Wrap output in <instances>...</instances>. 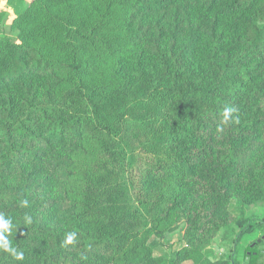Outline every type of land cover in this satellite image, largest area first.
I'll use <instances>...</instances> for the list:
<instances>
[{"label": "trees", "instance_id": "1", "mask_svg": "<svg viewBox=\"0 0 264 264\" xmlns=\"http://www.w3.org/2000/svg\"><path fill=\"white\" fill-rule=\"evenodd\" d=\"M7 6L0 215L24 259L0 250V264H210L199 250L223 228L218 264H238L243 245L254 260L264 216L244 212L264 204V0ZM226 107L239 122L218 133ZM168 221L188 249L155 256Z\"/></svg>", "mask_w": 264, "mask_h": 264}, {"label": "rangeland", "instance_id": "2", "mask_svg": "<svg viewBox=\"0 0 264 264\" xmlns=\"http://www.w3.org/2000/svg\"><path fill=\"white\" fill-rule=\"evenodd\" d=\"M29 0H25L27 3ZM16 2V1H13ZM14 5V3H12ZM1 10V8H0ZM13 12H7L5 20V24L9 25L13 19ZM113 86V84H112ZM264 104V103H263ZM92 158H95L97 162L100 161V155L96 154ZM93 167L92 163L91 166ZM96 169L94 166L93 170ZM92 170V171H93ZM159 188V185L156 184L153 188V191L148 194V199H153L154 192ZM177 188H175L176 190ZM174 190V191H175ZM178 193L183 195V188L176 190ZM264 216V204L263 202H258L256 205H250L245 209L244 218H262ZM228 229H221L217 235L213 239H208L206 244H204L199 250L200 254L204 257V260L209 262L210 264H218L224 262L226 260L227 250L225 249V244L229 238ZM257 238H259L258 234H253L247 239L248 243L254 242ZM259 241V240H258ZM257 241V242H258ZM264 242V237L262 238ZM245 247L243 245L239 247V252L237 254V262L238 264H264V243L259 245L257 248L258 256L249 262L248 260H244ZM182 249H188V244L184 238L183 224L181 222L168 221L166 224L162 226V237H156L155 239V250L154 255H166L170 252L179 251ZM182 264H193L191 261L183 262Z\"/></svg>", "mask_w": 264, "mask_h": 264}, {"label": "clouds", "instance_id": "3", "mask_svg": "<svg viewBox=\"0 0 264 264\" xmlns=\"http://www.w3.org/2000/svg\"><path fill=\"white\" fill-rule=\"evenodd\" d=\"M237 110L232 107H226L223 111V120L222 124L217 127L216 131L218 133L223 132V124H226L232 120H235L236 123L239 122L238 116H233ZM27 201H22L23 206H27ZM26 220L30 222V219L26 217ZM11 229V221L5 216L0 215V250H3L13 256L16 260L22 261L24 259V253L22 251H18L16 247H14L8 238V233ZM78 236L75 231H71L66 233L64 244L65 245H73L77 242Z\"/></svg>", "mask_w": 264, "mask_h": 264}, {"label": "crops", "instance_id": "4", "mask_svg": "<svg viewBox=\"0 0 264 264\" xmlns=\"http://www.w3.org/2000/svg\"><path fill=\"white\" fill-rule=\"evenodd\" d=\"M8 1L9 0H0V8L2 9V10H5L6 12H12L9 8H8V6H7V3H8ZM13 14V13H12Z\"/></svg>", "mask_w": 264, "mask_h": 264}]
</instances>
